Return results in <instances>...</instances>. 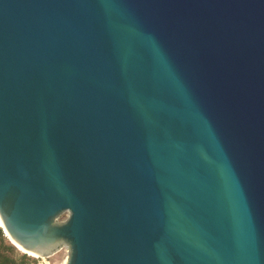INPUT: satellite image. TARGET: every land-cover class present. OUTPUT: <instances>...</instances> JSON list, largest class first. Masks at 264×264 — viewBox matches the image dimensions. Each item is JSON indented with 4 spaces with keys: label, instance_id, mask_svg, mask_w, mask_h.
I'll return each mask as SVG.
<instances>
[{
    "label": "water",
    "instance_id": "water-1",
    "mask_svg": "<svg viewBox=\"0 0 264 264\" xmlns=\"http://www.w3.org/2000/svg\"><path fill=\"white\" fill-rule=\"evenodd\" d=\"M0 227L64 264H264V0H0Z\"/></svg>",
    "mask_w": 264,
    "mask_h": 264
},
{
    "label": "trees",
    "instance_id": "trees-1",
    "mask_svg": "<svg viewBox=\"0 0 264 264\" xmlns=\"http://www.w3.org/2000/svg\"><path fill=\"white\" fill-rule=\"evenodd\" d=\"M0 264H38V260L28 256L26 253L17 254L14 246L5 242L0 227Z\"/></svg>",
    "mask_w": 264,
    "mask_h": 264
},
{
    "label": "rangeland",
    "instance_id": "rangeland-1",
    "mask_svg": "<svg viewBox=\"0 0 264 264\" xmlns=\"http://www.w3.org/2000/svg\"><path fill=\"white\" fill-rule=\"evenodd\" d=\"M67 216V213H63L62 215H60L59 220H63L65 217ZM2 229V228H1ZM3 232V230H2ZM3 236L5 238V242L8 244L13 245L10 240L5 236V233L3 232ZM14 246V245H13ZM15 248V252L19 255L23 254L25 251H22L21 248L17 247L16 245L14 246ZM26 253V252H25ZM68 254V249L65 245H61L58 249H56L52 254H50L49 256H45V257H33L30 256L31 254H27L28 256L35 258L38 260V264H61L62 262L65 261L66 257Z\"/></svg>",
    "mask_w": 264,
    "mask_h": 264
},
{
    "label": "bare ground",
    "instance_id": "bare-ground-1",
    "mask_svg": "<svg viewBox=\"0 0 264 264\" xmlns=\"http://www.w3.org/2000/svg\"><path fill=\"white\" fill-rule=\"evenodd\" d=\"M14 245H16L17 247H19L16 243H14ZM20 248V247H19ZM22 249V248H21ZM22 251H24L23 249H22ZM26 252V251H25ZM26 253H28V252H26ZM28 254H31V253H28ZM32 255V254H31ZM61 264H64V262H62Z\"/></svg>",
    "mask_w": 264,
    "mask_h": 264
}]
</instances>
